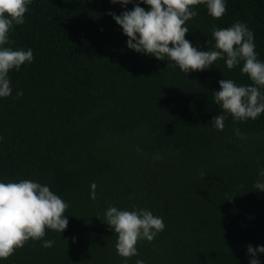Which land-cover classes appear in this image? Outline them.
Masks as SVG:
<instances>
[{
    "label": "trees",
    "instance_id": "trees-1",
    "mask_svg": "<svg viewBox=\"0 0 264 264\" xmlns=\"http://www.w3.org/2000/svg\"><path fill=\"white\" fill-rule=\"evenodd\" d=\"M193 7L185 34L193 45L213 47L212 28L240 20L264 60V0H227L218 18ZM122 10L109 0H32L10 32V46L32 48L34 59L10 70L12 94L0 98V179L47 183L67 201L68 225L0 264H122L103 222L108 204L164 218V230L136 244L146 264H248L247 245H264V190L253 189L264 112L243 121L229 114L223 129L211 118L222 111L212 101L219 79L252 81L222 59L185 73L128 48L108 14ZM257 258L264 264V253Z\"/></svg>",
    "mask_w": 264,
    "mask_h": 264
},
{
    "label": "clouds",
    "instance_id": "clouds-1",
    "mask_svg": "<svg viewBox=\"0 0 264 264\" xmlns=\"http://www.w3.org/2000/svg\"><path fill=\"white\" fill-rule=\"evenodd\" d=\"M123 9L119 14L109 11V15L127 37L128 48L151 55L159 60H167L179 70L189 73L213 67L222 59L228 69L237 65L252 81L237 84L233 79L221 78L219 88L213 90L212 101L222 111L211 118L213 126L224 128V120L230 114L233 120L256 119L264 112V60L258 58L255 50L254 32L246 22L237 20L227 27H213L211 48L200 49L186 38L189 19L197 15L193 7L203 4L207 12L215 18L226 12L227 0H109ZM32 0H0V98L12 94L10 70H19L22 64L34 59L32 48L10 46V32L14 25L25 20V13ZM132 4L130 9L125 6ZM143 5H147L145 8ZM23 95L18 89L15 97ZM234 132L242 136L239 128ZM0 139H3L0 137ZM139 151V149H137ZM157 159L161 158L159 154ZM203 175V173H202ZM97 184L90 183L89 197L96 199ZM256 190H264V165L258 169L254 181ZM68 203L50 189L47 183L33 179H0V259L10 256L16 248L22 247L30 238L38 240L45 236L46 229L62 232L68 225L65 210ZM104 220L115 234L114 248L117 255L124 258L136 256L135 264H146L139 257L136 244L139 240H153L166 227L164 218L155 215L146 207L121 208L108 204L104 210ZM75 239V237H73ZM54 241L42 240L44 247H51ZM250 254L248 264H261L257 253H264V245H247Z\"/></svg>",
    "mask_w": 264,
    "mask_h": 264
}]
</instances>
